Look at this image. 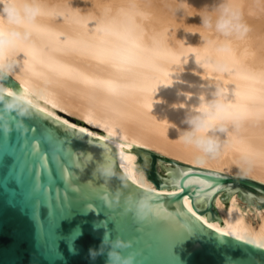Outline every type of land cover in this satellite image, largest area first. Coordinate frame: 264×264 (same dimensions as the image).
<instances>
[{"label":"bare ground","instance_id":"1","mask_svg":"<svg viewBox=\"0 0 264 264\" xmlns=\"http://www.w3.org/2000/svg\"><path fill=\"white\" fill-rule=\"evenodd\" d=\"M38 2L42 11L29 38L9 53L15 61L9 77L22 88L45 90L48 99L42 103L126 144L39 105L37 109L117 148L124 174L150 189L153 183L135 170L137 156L122 148L133 145L264 184V0H231L250 31L233 40L223 72L209 66L203 46L207 34L199 27L201 10L216 0ZM217 88L240 118V129L219 159L198 164L177 139L178 131L185 127V113L199 109ZM244 153L257 156L247 172L238 164ZM220 196L214 205L222 225L207 222L206 216L200 219L221 233L264 247V208L247 205L234 193L225 212ZM187 198L182 202L191 209Z\"/></svg>","mask_w":264,"mask_h":264},{"label":"water","instance_id":"2","mask_svg":"<svg viewBox=\"0 0 264 264\" xmlns=\"http://www.w3.org/2000/svg\"><path fill=\"white\" fill-rule=\"evenodd\" d=\"M2 83L22 88L10 77ZM38 105L126 144L41 101ZM24 123V135L0 129V264H105L104 256L92 260L89 250L98 249L106 233L133 242L124 254L139 253L135 264H264V247L200 219L222 225L214 205L219 193L225 212L234 193L247 205L264 208V184L133 145L122 148L137 156L135 170L154 185V214L138 223L122 206L113 211L104 203L117 191L133 190L122 182L117 148L39 109ZM102 163H111L117 176L102 178L97 173ZM184 196L191 209L182 202Z\"/></svg>","mask_w":264,"mask_h":264},{"label":"clouds","instance_id":"3","mask_svg":"<svg viewBox=\"0 0 264 264\" xmlns=\"http://www.w3.org/2000/svg\"><path fill=\"white\" fill-rule=\"evenodd\" d=\"M41 11L38 0H5L0 5V18L4 20V26H0V129L5 134H11L13 130L26 134L28 127L24 121L33 117L40 101L48 99L43 89H10L2 83L15 68V61L9 58L10 51L29 38ZM200 19L199 27L207 34L203 46L209 66L216 71H227L225 57L232 51L233 40L245 38L250 26L231 0H216L213 6L201 10ZM182 123L185 127L179 128L177 139L198 164L219 159L230 147L231 137L240 129V118L232 112L219 88L199 109L187 111ZM256 158L248 153L242 154L238 161L241 171H250ZM97 173L105 180L117 176L111 163L98 165ZM121 179L133 190L117 191L106 197L105 206L113 211L122 206L124 214L131 213L138 223L148 221L155 211L152 190L134 176L125 174ZM132 247V241L120 236L111 239L106 233L99 248L89 250V256L92 260L104 256L105 264H135L139 253L124 254Z\"/></svg>","mask_w":264,"mask_h":264}]
</instances>
